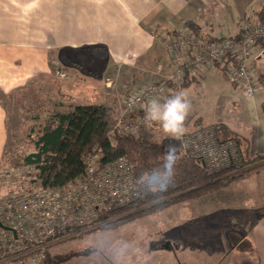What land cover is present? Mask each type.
I'll return each instance as SVG.
<instances>
[{
    "label": "crops",
    "instance_id": "obj_1",
    "mask_svg": "<svg viewBox=\"0 0 264 264\" xmlns=\"http://www.w3.org/2000/svg\"><path fill=\"white\" fill-rule=\"evenodd\" d=\"M249 12L264 13V0H0V91L7 96L15 89L25 87L40 72L48 74L54 52H57L56 62L64 65L65 52L73 56L80 53L83 63H89L91 57L84 53L101 51L107 66L122 71L126 80L122 90L134 88L136 84L139 87L149 85L158 81H155V75L158 77L160 74L162 55L167 64L163 72L168 74L171 70L165 52L162 49L163 54L158 51L153 30L171 31L188 25L208 38L234 37L239 33V21ZM260 49L264 54V42L260 43ZM66 65L67 71L75 70L77 76L79 65L69 60ZM71 65L77 68L72 69ZM151 66L155 67L153 71L146 70ZM256 69L263 87L252 97L230 100L231 114L225 120L205 125L200 118L193 120L198 127L218 125L223 129L222 135L227 133L235 137L241 155L247 159L264 154V55L256 61ZM133 70L150 73V77H145L151 82L144 81L143 73H140V79L135 78L133 73L128 75ZM195 77L193 75L192 78ZM109 85L105 86V90L112 88ZM179 88H172L169 94L180 91ZM111 90L112 93L119 92L115 88ZM114 97L117 99L118 96ZM6 133V112L0 102V163L7 142ZM254 171V177L241 180L254 182L260 173L264 174V164ZM263 192L262 183L251 190L259 203V200H264L261 196ZM251 199L246 196L245 201ZM174 206L149 215L160 216L154 220L161 222L160 233L163 236L155 234V239L148 227L143 228L148 232L141 236L145 241L143 253L147 259L154 261L153 264H196L194 258L205 259L207 256L206 250L203 253L200 250L204 241L211 240L203 232L199 235L198 227L193 226L194 221L198 225L204 220H189V230L183 233L181 222L176 220L183 207ZM143 219L145 217L129 224ZM174 223L173 233L165 230ZM247 227L251 245L249 252L243 255L254 254L256 261L244 259L247 264H264V216ZM155 241L154 248H150ZM231 252L229 250L224 259ZM200 264L218 263L213 261L212 256L200 261Z\"/></svg>",
    "mask_w": 264,
    "mask_h": 264
},
{
    "label": "built area",
    "instance_id": "obj_2",
    "mask_svg": "<svg viewBox=\"0 0 264 264\" xmlns=\"http://www.w3.org/2000/svg\"><path fill=\"white\" fill-rule=\"evenodd\" d=\"M238 24L239 33L234 37L208 38L188 25L153 30L171 70L120 101L109 136H146L156 142L152 128L144 124L143 104L150 96L169 95L172 88L210 67L223 70L246 97L261 90L256 61L264 55L260 49L264 19L249 12ZM177 142L210 174L228 169L231 174H242L251 167L242 165L237 143L221 139L212 126L196 128ZM103 157L104 150L96 143L82 159L83 172L59 187L45 185L34 165L0 167V264H44L46 250L99 229L104 214L140 199L141 190L128 161L121 157L105 162Z\"/></svg>",
    "mask_w": 264,
    "mask_h": 264
},
{
    "label": "rangeland",
    "instance_id": "obj_3",
    "mask_svg": "<svg viewBox=\"0 0 264 264\" xmlns=\"http://www.w3.org/2000/svg\"><path fill=\"white\" fill-rule=\"evenodd\" d=\"M157 44L159 45L158 51L162 53L163 50L166 56L164 46L159 42ZM77 54L73 56L65 52L64 65H60L56 62L57 52L52 53L53 63L49 65L48 74L40 72V75L38 74L28 81L25 87L17 88L11 94L2 97L0 102L6 112L7 131V142L1 161L3 167L9 165L8 157L22 159L33 152V139L37 137V129L53 111L68 112L77 104L97 103L104 98L106 100L116 99L114 96H118L116 102L119 110L120 101L126 96L125 94L139 87L136 84L134 88L122 90L126 83L122 71L118 72L116 69L110 68L109 65L107 66L103 52H85L84 54L91 57L89 63H83L82 55ZM67 60L74 61L79 65L80 70L77 69V76H75V70L67 71ZM160 63V74L158 77L155 75V81L167 74L163 72L167 65L163 55ZM75 67L77 68L76 65L70 66L72 69H76ZM210 68L213 69L201 73L194 79L191 78L188 86L178 89L186 91L192 105L186 120L187 132L199 128L193 121L196 118H200L203 125L213 122L220 123L225 120L228 114H231L229 103L234 100V97L244 96L229 82L223 70L215 67ZM154 69L153 66L146 68V70L152 71ZM132 73L137 79H140V73H143L144 81L151 82L148 80V77L151 76L150 73L133 70L128 75H132ZM108 83L110 84L108 87L115 88L119 92L112 93L111 89L105 90ZM21 104L25 108L19 107ZM152 133L155 141L166 138L156 128L152 130ZM255 169L253 168L246 174L245 180L256 175ZM245 180L235 181L228 187L212 194L203 195L197 200L177 204L182 205L179 207H183L176 216V220L181 222V231L185 233L189 230V226H187L190 224L189 220L203 219L204 222H200L198 225L194 221L193 226L198 227L199 235H202L203 232L211 239L204 241V247L200 248L201 253L204 250L207 251L206 258H194L196 264H200V261H206L212 256L213 261L218 264H247L245 259L256 261L254 254L252 256L243 254L249 252L251 245L250 239L247 238L249 234L247 226L264 214V200H259V203L254 198V194H251L253 186L264 184V174L260 173L254 182L248 183ZM246 196L247 199H253L245 201ZM261 196L264 198V192ZM205 205L208 210H205ZM159 217V215L145 217L139 222L128 223V225L114 230L96 229L52 247L49 253L55 259L54 264H100L101 262L102 264H113V254L117 245L128 243L130 245V264H153L154 261L147 259L143 253L144 249L142 248L145 246V241L141 236L148 234L146 229L143 230L146 227L152 231L155 239V234L163 236L160 233L161 222L154 220ZM174 229L175 223L165 230H170L173 233ZM154 245H156V241L150 245V248H154ZM229 250H232L231 254L224 259ZM181 259L183 260L182 257Z\"/></svg>",
    "mask_w": 264,
    "mask_h": 264
},
{
    "label": "trees",
    "instance_id": "obj_4",
    "mask_svg": "<svg viewBox=\"0 0 264 264\" xmlns=\"http://www.w3.org/2000/svg\"><path fill=\"white\" fill-rule=\"evenodd\" d=\"M259 15L261 19H264L263 12ZM188 84L189 81L184 82L179 89ZM3 96V92L0 91V101ZM19 107L25 108L22 104ZM117 114L116 99L97 103H80L68 112L53 111L37 129V137L33 139V152L22 159L10 156L8 163L9 165H34L39 178L45 185L59 187L83 172L82 159L96 143L104 150L105 162L125 158L133 169L141 190V197L122 208L104 214L101 217L104 224L99 228L102 230H114L163 211L172 205L212 194L241 180L253 168L264 164V154L247 159L240 152L243 159L242 165L251 166L245 173L234 175L231 174V169H228L210 174L198 161L188 157L178 142L171 137L152 142L151 138L146 136L139 138L118 137L114 134L109 136ZM212 127L217 130L221 139L236 142L235 137L227 133L222 135L223 129L218 125ZM173 149L178 162L172 185L167 192L149 191L142 182V177L149 170L159 167L161 156ZM0 167H2L1 163ZM49 250L45 252L44 264H54L55 259L51 257Z\"/></svg>",
    "mask_w": 264,
    "mask_h": 264
},
{
    "label": "clouds",
    "instance_id": "obj_5",
    "mask_svg": "<svg viewBox=\"0 0 264 264\" xmlns=\"http://www.w3.org/2000/svg\"><path fill=\"white\" fill-rule=\"evenodd\" d=\"M192 105L184 90L159 98L150 96L143 104L144 124L147 128L155 127L162 136L182 140L187 133L186 120ZM171 148V146H170ZM178 158L175 150L161 156L160 166L146 172L142 182L149 191L167 192L176 176ZM130 245H117L113 254V264H130Z\"/></svg>",
    "mask_w": 264,
    "mask_h": 264
}]
</instances>
